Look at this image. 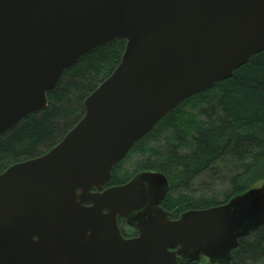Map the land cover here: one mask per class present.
Returning a JSON list of instances; mask_svg holds the SVG:
<instances>
[{
	"label": "water",
	"instance_id": "obj_1",
	"mask_svg": "<svg viewBox=\"0 0 264 264\" xmlns=\"http://www.w3.org/2000/svg\"><path fill=\"white\" fill-rule=\"evenodd\" d=\"M114 40L126 43L121 62L80 121L0 174V264H228L264 227V182L176 221L160 207L170 186L159 172L104 190L163 117L264 51V0H0V136ZM118 218L138 236L125 239Z\"/></svg>",
	"mask_w": 264,
	"mask_h": 264
},
{
	"label": "trees",
	"instance_id": "obj_2",
	"mask_svg": "<svg viewBox=\"0 0 264 264\" xmlns=\"http://www.w3.org/2000/svg\"><path fill=\"white\" fill-rule=\"evenodd\" d=\"M125 45L114 40L83 55L47 93L45 110L0 136V174L15 163L43 155L62 140L83 117L85 99L120 64ZM149 139L154 145L147 147ZM131 153L142 156L134 174L153 171L167 178L171 190L163 207L176 209V214L225 204L264 182V51L231 78L184 100ZM118 170L107 186L126 182L127 176L118 177ZM220 172L229 184L224 202L194 200L180 193L200 175ZM263 259L264 227L239 241L228 264H260Z\"/></svg>",
	"mask_w": 264,
	"mask_h": 264
},
{
	"label": "rangeland",
	"instance_id": "obj_3",
	"mask_svg": "<svg viewBox=\"0 0 264 264\" xmlns=\"http://www.w3.org/2000/svg\"><path fill=\"white\" fill-rule=\"evenodd\" d=\"M151 145H154V143L152 139H149L147 147ZM141 159L142 156L139 153H130L128 156V160L122 161L121 163H119L117 168H115V171L118 170V167L120 168L117 171V176L122 177L124 175H133L136 171L135 164ZM226 179L228 178L222 172L213 176L211 174H202L191 182L187 190H184L180 193L194 200L215 199L219 203H222L225 201L226 194L229 193V184L227 183ZM174 196H176V194ZM122 229L128 235L132 233V231L125 226H122ZM200 264H204V262H201ZM260 264H264V259Z\"/></svg>",
	"mask_w": 264,
	"mask_h": 264
},
{
	"label": "flooded vegetation",
	"instance_id": "obj_4",
	"mask_svg": "<svg viewBox=\"0 0 264 264\" xmlns=\"http://www.w3.org/2000/svg\"><path fill=\"white\" fill-rule=\"evenodd\" d=\"M133 150V149H132ZM131 150V151H132ZM131 151L129 152V154L131 153ZM129 154H127V156L125 157V159L124 160H128V156H129ZM113 174H114V172L112 173V176H113ZM137 174V173H136ZM136 174H134L131 178H129L128 179V175H126L127 176V179H126V182L124 183V184H127ZM110 182V181H109ZM108 182V183H109ZM107 183V184H108ZM169 183V182H168ZM107 184L104 186V190L106 189V188H108V187H112V186H107ZM169 186H170V184H169ZM170 190H171V186H170ZM170 190H169V192H168V194L166 195V197L169 195V193H170ZM165 197V198H166ZM165 200V199H164ZM164 200L162 201V203H161V205H160V207H161V209L164 211V212H166L167 214H169V218H170V220L171 221H176V220H178V218L180 217V215L181 214H183V213H185V212H187V211H190V210H186V211H183V212H181V213H178V214H176V209H174V210H171V211H168L167 209H165L164 207H163V203H164ZM191 210H203V209H191ZM117 222H118V227H119V230H120V232H121V234H122V236L125 238V239H131V238H134V237H137L138 236V232H137V230L134 228V227H132L131 225H129L128 223H127V221L126 220H124L123 218H118V220H117ZM122 226H125L126 228H128V229H130L131 231H132V233L131 234H126L125 232H124V230L122 229ZM254 234V233H253ZM252 234V235H253ZM252 235H250V236H252ZM249 236V237H250ZM248 238V237H247ZM241 240V239H240ZM239 240V241H240ZM239 245V244H238ZM237 249V248H236ZM201 262H204V264H210L209 262H206V260H204V259H201L199 262H196V263H193V262H187V261H185V260H181L180 261V264H200Z\"/></svg>",
	"mask_w": 264,
	"mask_h": 264
}]
</instances>
